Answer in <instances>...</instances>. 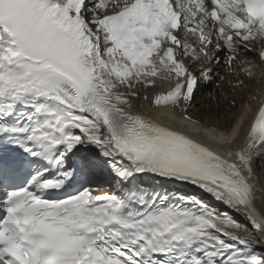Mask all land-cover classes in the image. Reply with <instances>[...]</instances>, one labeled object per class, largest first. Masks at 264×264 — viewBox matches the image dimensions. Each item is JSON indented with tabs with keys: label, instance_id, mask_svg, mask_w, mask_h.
<instances>
[{
	"label": "snow or ice",
	"instance_id": "snow-or-ice-1",
	"mask_svg": "<svg viewBox=\"0 0 264 264\" xmlns=\"http://www.w3.org/2000/svg\"><path fill=\"white\" fill-rule=\"evenodd\" d=\"M0 264H264V0H0Z\"/></svg>",
	"mask_w": 264,
	"mask_h": 264
},
{
	"label": "bare ground",
	"instance_id": "bare-ground-1",
	"mask_svg": "<svg viewBox=\"0 0 264 264\" xmlns=\"http://www.w3.org/2000/svg\"><path fill=\"white\" fill-rule=\"evenodd\" d=\"M250 54H251V53H250ZM250 54H249L248 58H249V59H252V56H251ZM256 64L259 65V61H258V60L256 61ZM245 66H247V65H245ZM255 71H256V73H257V77H259V74H260V68H258V70L255 69ZM218 82H219V81H218ZM164 83H165V85H167V82H164ZM222 83H223V84H222ZM248 83L254 84V87H252L248 93H245V92H244V94H243V98H242L241 95H237V94L233 93L232 90H231V85L228 84V83H226V82H221V86H222V87H221L219 93L217 92V90L215 89V87H214L213 84L205 85L203 82H201V88H199V90L196 92L195 96H196V95L198 94V92H200L202 89H206L207 87H210V86H213V87H212V90H211V92H213V94H211V96H210V95H206V96H205L202 100H200V101H196V100L194 99V101L192 102V107H191V109H190V115H192L194 119H197V120L201 121L205 127H207V126H209V125H215V126H217L218 128H220V129H226L227 126H225V124H223V123H220V122H214V123L211 122V123H210L209 120L204 119V118L201 116V113H200L199 111L201 110V107H203L204 105H206V104L209 102V100H211L212 98H215V99L220 100V102H218V104L222 102V105H223V106H228V108H229V103H230V101H231L233 98H235L236 101H237V103L240 105V109H236V110H235V109L232 110V109H230V108H229V109H230V111H232V112L235 114L234 117L237 116V115H240L241 112H242V110H243V108H244V106H245V104L248 102V97H249L254 91H256V90L258 89V87H259V85L256 83V81H251V82H248ZM227 85H228V86H227ZM171 87H172V85H171V86L169 85V87H164V89L156 88V89H154L153 91L156 92V93L166 92V91H168V89H170ZM231 93H232V97H230V99H229V96L226 97V98L223 96V95H230ZM246 94H247V96H246ZM244 97H245L246 99H245ZM244 99H245V101L243 102V105H242L241 102H242ZM198 104H199V106H200L199 108L196 107ZM208 104H209V103H208ZM132 111H133V112H138V113L144 115V116L147 117V118H152V117H154L155 115H158L160 118L163 119L162 121H164L165 123H168L169 121H167V119H166L164 116H162L160 113H167V112H171V111H174V110L161 109V110H160V113H158L157 110H156L155 108H153L149 103H147V102H143V101H140V102H137V103H136V106L134 107V110H132ZM236 112H237V113H236ZM250 117H251V113H249V116L246 117V119H250ZM184 130L189 131V134H193L189 129H184ZM105 184H106V183H105ZM107 185H108V184H107ZM108 186H109V185H108ZM100 190H101V191L110 192L108 189H106V188H104V187L102 188V186L100 187L99 191H100ZM173 190H175L174 187H173ZM237 219H239L241 222H244L242 217H238Z\"/></svg>",
	"mask_w": 264,
	"mask_h": 264
},
{
	"label": "rangeland",
	"instance_id": "rangeland-1",
	"mask_svg": "<svg viewBox=\"0 0 264 264\" xmlns=\"http://www.w3.org/2000/svg\"><path fill=\"white\" fill-rule=\"evenodd\" d=\"M218 84L220 85L219 87L217 86V84H213V85H214L215 89L217 90V92L219 93L222 86H221V82H218ZM205 85H208V84H205ZM248 85H249L248 88L245 89V93H248L250 91V89L252 87H254V84L248 83ZM212 87L213 86L207 87L206 89H202L200 92H198V94L195 96V100L200 101L206 95L211 96V94H213V92H211ZM223 96L225 98L229 96V99H230V97H232V93L230 95H223ZM246 96H247V94H246ZM245 99L241 102L242 105H243V102L245 101ZM218 102H220V100L212 98L211 100H209V102H208L209 104L207 103L206 105L201 107V110L199 112L201 113V116L204 119L209 120L210 123L211 122H213V123L214 122H220V123L225 124V126H227L226 129H229L233 126V121L237 118L238 115L234 117L235 114L232 111H230L228 106H223L222 102L219 104H218ZM196 107L199 108L200 107L199 104ZM232 110H234V109H232Z\"/></svg>",
	"mask_w": 264,
	"mask_h": 264
}]
</instances>
